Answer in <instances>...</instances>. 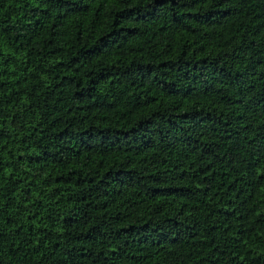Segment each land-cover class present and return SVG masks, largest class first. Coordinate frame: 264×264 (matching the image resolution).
Returning <instances> with one entry per match:
<instances>
[{
  "label": "trees",
  "instance_id": "obj_1",
  "mask_svg": "<svg viewBox=\"0 0 264 264\" xmlns=\"http://www.w3.org/2000/svg\"><path fill=\"white\" fill-rule=\"evenodd\" d=\"M0 264H264V0H0Z\"/></svg>",
  "mask_w": 264,
  "mask_h": 264
}]
</instances>
